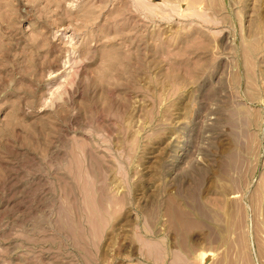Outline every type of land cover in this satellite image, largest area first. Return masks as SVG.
<instances>
[{
  "label": "rangeland",
  "instance_id": "rangeland-1",
  "mask_svg": "<svg viewBox=\"0 0 264 264\" xmlns=\"http://www.w3.org/2000/svg\"><path fill=\"white\" fill-rule=\"evenodd\" d=\"M136 1L0 0V264H264V0Z\"/></svg>",
  "mask_w": 264,
  "mask_h": 264
},
{
  "label": "bare ground",
  "instance_id": "bare-ground-1",
  "mask_svg": "<svg viewBox=\"0 0 264 264\" xmlns=\"http://www.w3.org/2000/svg\"><path fill=\"white\" fill-rule=\"evenodd\" d=\"M135 1H136V0H135ZM144 1H145V0H144ZM148 1H149V0H148ZM192 1H193V2H191V4H195V1H196V0H195V1L192 0ZM198 1L201 2L202 0H198ZM136 2H137V1H136ZM139 2H141V1L139 0ZM139 2H138V3H139ZM154 2H156V1H154ZM186 2H187V1H186ZM188 2H189V5H191V4H190V0H188ZM200 2H199V3H200ZM145 3H147V2H145ZM145 3H144V4H145ZM151 3H152V2H151ZM151 3H147V4H150V8H151V7H152V8H155L156 6H155V7H154V5L151 6V5H152ZM178 3H179V2H178ZM182 3H183V2H182ZM201 3H202V2H201ZM203 3L205 4V1H204ZM133 4H134V2H133ZM156 4H157V3H156ZM162 4H163V3H162ZM172 4H173V2H172ZM174 4H175V3H174ZM196 4H198V3H196ZM139 5H140V4H139ZM142 5H143V3H142ZM164 5H166V4L164 3ZM185 5L188 6L187 3H186ZM198 5H199V4H198ZM200 5H201V4H200ZM136 6H137V5H136ZM136 6H135V7H136ZM144 6H145V5H144ZM144 6H142V7L144 8ZM173 6H175V5H173ZM178 6H179V4H178ZM178 6H177V7H178ZM194 6H196V5H194ZM138 7H139V6H138ZM138 7H136V8H138ZM183 7H184V5H183ZM190 7H191V6H190ZM192 7H193V6H192ZM139 8H140V7H139ZM145 8H147V7L145 6ZM148 8H149V6H148ZM152 8H151V9H152ZM171 8H172L171 10L173 11V7H171ZM174 8H175V7H174ZM200 8H201V6H199V8H196V9H195V8H192V9H195V10L198 11L197 14H196V16L199 14V10H198V9H200ZM140 9H141V8H140ZM151 9L149 10L150 13H151ZM156 9H157V8H156ZM178 9H179V7H178ZM180 9H181V7H180ZM137 10H139V9H137ZM147 10H148V9H147ZM159 10H160V8H159ZM189 10H190V9H189ZM189 10H188V11H189ZM195 10H192V11L196 12ZM204 10H206V9H204ZM204 10H203V11H204ZM214 10H216V9H214ZM140 11H141V10H140ZM142 11H143V10H142ZM144 11H145V10H144ZM160 11H161V10H160ZM162 11H163V10H162ZM175 11H176V10H174V12H175ZM178 11H179V10H178ZM180 11H181V10H180ZM180 11H179V12H180ZM183 11H187V10H183ZM183 11H182V14H183ZM192 11H190L189 13H187V12H186V13H187V14H190ZM203 11H202V13H203ZM165 12L167 13V10L164 11L163 14H164ZM179 12H178V13L176 12V13L179 14ZM142 13H143V12H142ZM202 13L200 12V14H201V16H202V18H203V17L205 16V15H204L205 13L203 14L204 16L202 15ZM144 14H145V16L147 15L146 12H144ZM155 14H156V13H155ZM158 14H159V13H158ZM182 14H179V16L182 15ZM191 14H192V13H191ZM200 14H199L198 16H200ZM206 14H209V13L207 12ZM214 14H215V13H214ZM147 16H148V15H147ZM147 16H146V17H147ZM184 16H185V15H184ZM191 16H192V15H191ZM217 16H218V15H217ZM146 17H145V18H146ZM148 17H149V16H148ZM149 18L151 19V17H149ZM204 19H205V18H204ZM210 19H211V18H210ZM210 19H209V20H210ZM211 20H212V19H211ZM70 58H71V57L69 56V59H70ZM64 76H65V75H64ZM48 82H49V81H48ZM64 82H65V81H64ZM60 84H61V82H60ZM51 85H52V84H51ZM61 85H62V84H61ZM61 85H59V86L61 87ZM59 86H58L57 88L54 87L55 89H57V90H55V91H58V92H59V91L61 90V88H60ZM48 87H49V86H48ZM49 88H50V87H49ZM52 88H53V87H52ZM50 102H51V101H50ZM50 102H49V103H50ZM186 264H187V261H186ZM196 264H197V263H196Z\"/></svg>",
  "mask_w": 264,
  "mask_h": 264
}]
</instances>
